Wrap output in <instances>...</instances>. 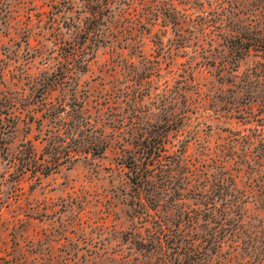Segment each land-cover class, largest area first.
<instances>
[{
	"label": "rangeland",
	"instance_id": "374dc122",
	"mask_svg": "<svg viewBox=\"0 0 264 264\" xmlns=\"http://www.w3.org/2000/svg\"><path fill=\"white\" fill-rule=\"evenodd\" d=\"M217 3L234 8L233 23L255 24L253 15L264 20V8L252 0H136L127 13L105 11L99 30L87 37L84 0H0V264L192 263L193 239L202 248L208 232L203 195L188 198V206L201 208L196 228L187 219L181 235L169 231L160 245L155 206L144 218L120 142L133 147V125L140 133L177 125L169 131L167 154L184 150L204 178L208 157L228 153L229 139L264 136L263 96L253 101L230 81L259 67L264 51L251 49L235 70L239 42L225 39L217 26ZM80 42L91 45L89 69L55 75L73 56L71 43ZM48 69L57 84L46 94L42 71ZM86 93L90 132L104 131L110 145L100 156L66 159L45 173L42 163L52 152L75 153L77 134L71 132L80 119L74 99ZM123 115L128 126L121 141L111 122ZM229 163L241 165L240 191L253 194L240 224L244 231L234 238L242 247L227 246L230 240L200 264H264V173ZM223 234L231 237L230 230Z\"/></svg>",
	"mask_w": 264,
	"mask_h": 264
},
{
	"label": "trees",
	"instance_id": "16d2710c",
	"mask_svg": "<svg viewBox=\"0 0 264 264\" xmlns=\"http://www.w3.org/2000/svg\"><path fill=\"white\" fill-rule=\"evenodd\" d=\"M261 2L263 3L261 4ZM135 3L136 0H84V10L90 13L86 18L90 19V22L88 23L89 27L83 31V34H87L88 37L91 33L99 30L98 28L100 22L103 21L105 11H116L118 9L120 12L127 13L135 6ZM217 4L218 7L222 8L220 11H217V21L220 24V26H217L224 29L225 39L237 40L239 42L236 47L237 54L234 61L235 70H237L239 59L250 52L251 49L256 48L264 51V20L253 15L255 19L252 20H257L255 24L251 22L246 23L243 20L242 22L236 20L233 23L231 16H233L234 8L229 4L226 7L221 3ZM252 5H255L256 9L264 8V0H252ZM224 23L225 25L230 24L231 28L227 30V28L222 27L221 25ZM254 25H261V27L258 29H250ZM90 46L84 42L78 44L71 43L73 56L66 58L60 74H55L54 71L50 72L49 69L42 71L46 73L48 79L44 83L43 92L48 94L55 88L57 80L54 79V74L57 76L71 77L76 72L85 73L89 69L90 62L93 58ZM46 59L48 58L46 57ZM121 61L124 64L133 65V63H128L126 58L121 59ZM259 65V67L255 65L252 70H249L240 81L238 80L240 78L238 74H234L233 77L235 79L230 81L234 82L235 87L242 86L245 88L247 96L253 101H256L257 96H263L262 106L264 107V95H261L262 93L264 94V62L259 63ZM75 93L78 92L76 91ZM89 96L88 93L82 97L76 94L74 99L79 106L78 116L80 119L79 123L76 124L75 131L71 132L72 135L77 134L76 138H73L78 143L76 149L72 151L75 153L71 154L68 152L65 155H61L52 152V157L42 163V166H44L42 168L45 173H50L57 169L66 159L77 161L81 157L88 159L89 154L91 156H100L110 145L105 138L104 131L100 134H96V131L90 132L93 128L89 124L91 122V103ZM136 96L138 97L136 104H138L141 95L137 92ZM79 97H81V100ZM9 104L10 102L6 101L3 105L11 107ZM136 104L134 107L135 111L138 110ZM0 120H2L1 115ZM111 124L113 135L116 138H122L118 139L122 141L123 137L121 134L126 130V126H128L127 121H125V116L114 118ZM102 126L105 128L106 125L102 124ZM133 126L135 128V132L133 133L135 140L132 142L133 147L127 149L124 147L123 142H120L123 149L129 153L125 157L124 164L131 172L130 179L132 184L135 185L138 204L145 209L142 211L145 214L144 218H148L153 214L151 213V207L155 206L156 211L154 215L157 216L162 229L158 234V242L160 245L163 244L164 236L169 231H176L178 236L181 235L187 219L196 228L198 217L195 214L199 215L198 212L201 208L196 207V209H192L190 205L188 206V198H196L203 195L204 201L202 204L204 206L201 210L205 211L208 232L202 248L198 244H194L196 238L193 239L192 248L194 252L191 264H200V260H202L206 253L221 251L230 240L231 243L227 244V246L232 247L234 250L241 248V242L243 241L239 242L234 238L240 237V231H244L243 226L240 224H244L242 220L248 216L247 205L249 198L253 197V194L250 191L248 193L247 191H240L237 178L241 165L231 167L229 162L235 160L239 164L247 163L253 166L252 170L255 174L259 172L264 173L263 134L245 133L239 137L229 139V145H227L226 151L228 153H225L223 156L208 157V162L206 163L208 168L205 174H203L204 178H200L201 173L197 171L195 163L190 162L187 157H184V150H180L179 153L172 155L167 154L168 149L166 143L169 131L176 129L178 127L177 125H159L155 131L156 133L147 130L140 133L136 125ZM1 127L0 141L4 139L3 135L5 134ZM47 134L49 135L47 137L48 140L51 139L52 142V134ZM259 135L261 137L257 141ZM124 140L128 141L129 139ZM241 144L242 148H239ZM55 148L53 147V150ZM5 150H7V147ZM204 187H206V190H203ZM184 207L188 209H184ZM221 216L222 218L219 220ZM167 221L170 222V225ZM229 230L231 237H226V234L223 233ZM161 235H163V238Z\"/></svg>",
	"mask_w": 264,
	"mask_h": 264
}]
</instances>
